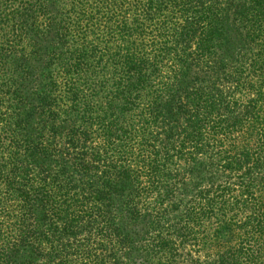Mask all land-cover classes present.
I'll list each match as a JSON object with an SVG mask.
<instances>
[{
  "label": "trees",
  "instance_id": "16d2710c",
  "mask_svg": "<svg viewBox=\"0 0 264 264\" xmlns=\"http://www.w3.org/2000/svg\"><path fill=\"white\" fill-rule=\"evenodd\" d=\"M197 227L264 255V0H0V264H178Z\"/></svg>",
  "mask_w": 264,
  "mask_h": 264
},
{
  "label": "rangeland",
  "instance_id": "374dc122",
  "mask_svg": "<svg viewBox=\"0 0 264 264\" xmlns=\"http://www.w3.org/2000/svg\"><path fill=\"white\" fill-rule=\"evenodd\" d=\"M236 178H237L236 176H233V177L231 176L230 178H225V180L221 182L222 184L220 186L223 187L224 184H226V182H229V181L236 183L237 182ZM216 187H218V186H216ZM221 187H219L217 189V191H219ZM227 187L230 188V190L225 189V191L234 195L235 191H233L234 190L233 186L232 185L229 186V184H228ZM260 217L261 216H259V218ZM228 218L232 219L235 222L233 216H228ZM247 218H248V216H236L237 225L234 226L233 230H232V233L234 235L237 236V235L245 232L244 226H245ZM214 222H216V220ZM214 222H212V223H214ZM215 227H216L215 225H211L210 235L214 234ZM225 235H227V234H225ZM227 238H228L227 236L219 237L218 240L211 238V245H208L209 243L206 242L204 233H201L200 229L197 227L196 238L193 239L191 245L185 246L184 249H181L178 252V256H177L178 261H176V262H178V264H217L216 252L219 250V245L221 243H224V239H227ZM215 244L217 247H215ZM92 247H95V246H92ZM92 247L90 248V249H92V252L98 251V253H99L100 251H102V250L95 251ZM103 251H104V249H103ZM110 252H111V250L108 251V253H110ZM259 256L260 255L256 256L255 263L256 264H264V255H262L260 258H259Z\"/></svg>",
  "mask_w": 264,
  "mask_h": 264
}]
</instances>
